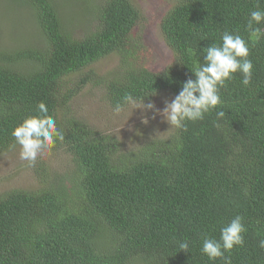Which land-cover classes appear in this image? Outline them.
I'll list each match as a JSON object with an SVG mask.
<instances>
[{"label":"trees","instance_id":"1","mask_svg":"<svg viewBox=\"0 0 264 264\" xmlns=\"http://www.w3.org/2000/svg\"><path fill=\"white\" fill-rule=\"evenodd\" d=\"M10 1L31 12L37 33L0 50V154L18 147L13 129L44 102L65 136L51 152L70 166L60 174L39 160L36 188L0 195V264H223L202 254L201 239H219L236 215L248 231L232 264H264V36L252 40L245 30L264 0H175L160 23L173 59L159 71L140 62L143 14L132 0ZM74 17L94 21V31L75 38L66 24ZM225 30L248 42L254 72L250 86L237 74L221 89L223 118L213 111L186 131L170 128L166 138L123 151L71 109L89 83L114 106L126 93L153 95L145 102L175 97ZM112 55L116 71L101 77L91 69ZM183 239L188 253L179 251Z\"/></svg>","mask_w":264,"mask_h":264},{"label":"clouds","instance_id":"2","mask_svg":"<svg viewBox=\"0 0 264 264\" xmlns=\"http://www.w3.org/2000/svg\"><path fill=\"white\" fill-rule=\"evenodd\" d=\"M264 9L257 7L250 12L247 19L246 31L252 40H259L264 36ZM221 43H212L203 50V62L198 63L191 72L195 79H187L179 93L165 101L162 111L156 108L149 97L133 96L126 93L113 108L114 115H120L127 109L141 110L144 113L152 112L153 119L160 115L176 130H187L188 122H197L205 116L216 112L218 118H223L221 89L233 81L237 74L242 77L241 83L248 87L251 85L254 66L250 58L249 44L240 33L225 30L221 33ZM37 114L27 116L22 123L15 127L11 133L14 144L19 146V158L27 162L28 167H34L38 160L51 152L58 142L65 139L63 131L58 127L56 119L49 114L44 102L37 106ZM148 122L144 119L142 122ZM248 229L244 217L236 215L228 223L220 227L219 239L203 235L201 239V252L209 261H223V264H232L231 254L234 249L245 246V234ZM190 241L187 239L177 241L179 251L190 252ZM258 247L264 249V239L259 240ZM227 253V255H226Z\"/></svg>","mask_w":264,"mask_h":264},{"label":"rangeland","instance_id":"3","mask_svg":"<svg viewBox=\"0 0 264 264\" xmlns=\"http://www.w3.org/2000/svg\"><path fill=\"white\" fill-rule=\"evenodd\" d=\"M143 14V20L135 31V37L140 40V62L151 71H159L171 64L173 54L163 41L160 23L164 15L174 6L175 0H132ZM80 18V15H78ZM73 18V15L71 16ZM75 18V17H74ZM93 18V17H90ZM66 19V18H65ZM64 19V20H65ZM66 22L68 20L66 19ZM94 21L76 19L73 25L67 26L73 29L71 32L75 38H81L89 31H94ZM88 31V32H87ZM21 33V34H20ZM37 33L31 12L24 7L16 6L10 0H0V50H13L21 43L18 38ZM39 37V36H37ZM38 40L40 39L37 38ZM39 42V41H38ZM119 65L117 56H110L95 64L91 69L97 75L104 77L116 71ZM82 75L74 76L67 83L66 88H76ZM75 83L73 86L72 84ZM174 97L163 92L150 101L157 109L163 110L165 101H171ZM147 103V102H145ZM112 105L105 95V91L92 84H86L80 93L71 102V109L79 117H84L100 131L115 136L122 145L123 151H129L137 147L140 141L156 138H166L170 132V125L162 116L153 113H144L141 110L127 109L120 115L113 114ZM147 119L145 123L142 121ZM45 168L51 172L64 173L70 166V161L63 153L50 152L42 156ZM38 160V161H39ZM32 167L19 158V146L10 152L0 154V195L15 189L30 190L38 186Z\"/></svg>","mask_w":264,"mask_h":264}]
</instances>
